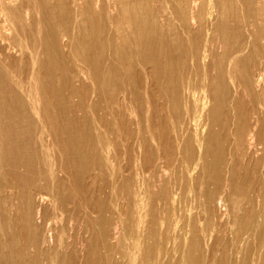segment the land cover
<instances>
[{
	"label": "bare ground",
	"instance_id": "1",
	"mask_svg": "<svg viewBox=\"0 0 264 264\" xmlns=\"http://www.w3.org/2000/svg\"><path fill=\"white\" fill-rule=\"evenodd\" d=\"M221 1L0 0V264H164L169 257L163 261L158 252L159 245L166 248L159 223L150 225V217L159 219L154 215L159 207H148L155 211L150 216L146 204L160 196L156 191L164 189L162 178L174 165L154 156L158 161L152 169L140 168L139 159L155 152L153 141L158 147L169 141L172 159L173 152L184 158L196 154L194 169L200 159L205 164L217 155L226 130L236 123L232 133L243 147L241 156L264 154V11L255 7L254 13L246 0L244 16L251 20L246 34L236 22L235 4L226 8L228 1ZM201 22L209 25L207 33ZM190 65L206 69L199 93ZM227 73L240 80L232 97ZM92 93L96 102L89 100ZM103 101L108 105L101 106L104 114L98 117ZM169 125L176 135L167 132ZM118 139L127 169L120 162ZM211 160L210 168L216 165ZM214 167L220 179L224 172L232 176L222 179L225 190L240 187L236 168ZM106 174L111 182L100 186ZM128 191L134 194L126 201L119 197L111 209L110 193ZM216 197L215 206L222 210ZM126 202L130 221L124 219ZM142 205L149 224L143 223Z\"/></svg>",
	"mask_w": 264,
	"mask_h": 264
},
{
	"label": "rangeland",
	"instance_id": "2",
	"mask_svg": "<svg viewBox=\"0 0 264 264\" xmlns=\"http://www.w3.org/2000/svg\"><path fill=\"white\" fill-rule=\"evenodd\" d=\"M221 1V0H220ZM224 2H226V0H223ZM223 1H221V2H223ZM228 2L227 3H225V6L224 7H226L227 5L229 6V8H230V6H233L232 4H235L234 5V8H235V11L234 12H236L235 13V15H236V18L238 17L239 18V20L237 19L236 20V22H237V24L240 26V27H244L243 28V30H242V28H241V30H242V32H244L245 31V33L246 34H249V29H248V23H249V21H251V20H246L245 19V12H246V0H243V1H241V0H237L236 2L234 1V0H231V2L232 3H230V0H227ZM233 1H234V3H233ZM241 1V2H240ZM250 2H251V7L252 8H259L260 7V11L262 10V11H264V2H262V0H260V1H258V0H249ZM253 1V2H252ZM223 2V3H224ZM242 2H243V5H245L244 7H243V5H242ZM257 2H258V4H259V2H260V4L258 5L257 4ZM222 3V4H223ZM236 3H237V5H238V3H239V10H238V7H236ZM241 3V4H240ZM262 3H263V5H262ZM227 4V5H226ZM230 4V5H229ZM254 5H256V6H254ZM227 6V7H228ZM226 7V8H227ZM228 8V9H229ZM243 8V9H242ZM255 8V10L256 11H254V9H252L253 11H254V13L255 12H257V9ZM238 10V12H237V10ZM243 10V11H242ZM259 11V10H258ZM244 13V14H243ZM255 15H257V13L255 14ZM258 15H259V13H258ZM242 19H243V21H242ZM204 21V20H203ZM242 21L243 22V24L244 25H242L240 22ZM201 24L204 26V24H206L205 22L203 23V22H201ZM206 26V27H205ZM204 26V28H203V30H204V33H207V31L209 30V28H208V24H206ZM204 45V44H203ZM204 47V46H203ZM201 50H203L202 48H201ZM202 52V51H201ZM204 70H203V69ZM202 68H198V69H194V66L193 67H191V65H190V78H191V82H192V85H193V88L196 90L197 88L200 90V87L202 86V84H203V80H204V78H203V76L205 77V78H207L206 76H207V74H206V69H205V67H202ZM193 70H195V72L198 70H201V73H200V71L199 72H197L196 74L194 73V71ZM193 71V72H192ZM205 72V73H204ZM192 73V74H191ZM194 73V74H193ZM197 74H198V76H197ZM204 74H206V75H204ZM227 74H229V73H227ZM226 74V75H227ZM200 75V76H199ZM232 75V74H231ZM230 74L227 76V84L228 85H230V88H229V86H228V88H229V91H230V97H232V94L234 93L235 95H236V93H237V90L235 89V88H237V86L238 85H240L239 83H240V80H239V78H237L238 77V75H237V77H236V75L233 77V76H231ZM233 77V80L231 79ZM194 78H195V81H194ZM199 78V79H198ZM200 78H201V80L202 81H200ZM235 78H237L236 80H235ZM198 79V80H197ZM229 79H230V81H229ZM195 82V83H194ZM202 82V83H201ZM230 83V84H229ZM237 83V84H236ZM198 86H200V87H198ZM197 87V88H196ZM240 87V86H239ZM238 87V88H239ZM233 88V90H232V94H231V89ZM237 88V89H238ZM199 90H198V92H197V90H196V93H199ZM257 92H258V95H259V97H260V92H261V88L260 89H258L257 90ZM233 94V95H234ZM93 95V96H92ZM90 96H91V98L89 99L90 101H94V102H96V99H94L95 97V95L92 93V94H90ZM89 96V97H90ZM245 96H247V95H245ZM94 97V98H93ZM93 98V99H92ZM245 99H246V97H244ZM234 99V98H233ZM245 99H243V101H244V104H246V105H248V107H249V102L247 103V100L249 101L250 99H249V97L247 96V100H245ZM264 99V98H263ZM262 99V100H263ZM103 100V99H102ZM101 100V101H102ZM107 100L109 101V99H104V101L105 102H107ZM100 102V109H98V110H96L97 111V113L99 112V114H98V117H101V115L102 114H104V112L102 111L105 107L104 106H107L108 104L107 103H105V102ZM246 101V102H245ZM264 101V100H263ZM103 103V104H102ZM233 104V103H232ZM102 105H104L103 106V109H102ZM251 105V104H250ZM252 106V105H251ZM250 106V107H251ZM250 109V112H251V109L252 108H249ZM90 110H92V111H94V112H90V114H91V116H96L97 117V113L95 114V110L94 109H90ZM100 111H102V112H100ZM132 119H134V116H131L130 117V121L132 120ZM233 121V123L235 122V119L234 120H232ZM134 122V120L132 121V123ZM235 124L236 123H234V124H232V127L234 126V128H232V127H230V130L231 131H229L228 129L226 130V131H228V132H226L225 134H224V137L226 136V137H228V136H231V139H230V137L229 138H224V140H223V138H222V143H220V145H221V147H220V145L217 147V153H215V155L217 156H214V157H211L212 159H214V163L216 164V165H213V167L212 168H210L209 167V165H208V163H212L213 162V160H211V158H209V160L208 161H206L205 160V164H204V160L203 159H200V162H199V164L197 165V167L196 168H194L193 169V162L195 161L194 159H196V154H193L191 157H188V158H184L183 156H181L180 154H175V152H173V159H174V156L177 158V161H176V158L173 160L172 158H171V153H172V151L173 150H169V148L168 147H170L171 148V146L168 144L169 143V141H167L166 139H164V141L161 143V145H160V147H158V146H155L156 144H157V142L156 141H153V144H155L153 147V149H154V154L156 153V151H159V153L158 154H153L152 153V155L150 154H148L147 155V157H145V158H143V159H139V161H138V165L140 166V168L142 169V170H146L148 167H150V168H148V169H152L154 166H155V163H157V162H155V161H158V159H159V161L162 159V161H167V162H172L171 164H173L174 165V167H173V165H172V167L173 168H171L170 169V171H169V175L166 173V175H165V177H163L162 178V182H161V184H160V186H161V188L163 187L164 189H159L158 188V191H156V193L158 194H160V196H158V197H156L157 199V201H158V203H157V201L155 200V199H152L153 200V204H152V206L154 207V208H151L150 207V205H151V203L149 204V202H151V201H145V203L144 204H146L147 202V207H146V211H148V209L150 208V209H154L155 211L157 210V209H159L158 211H159V213H158V211H156V213H155V211H152V210H150L149 209V211H152L151 212V215L150 216H153V214L155 215V218H161L160 220H162L161 222H160V220L159 219H155L156 221H154V219H153V217H150V216H148V218H147V212L144 210V208L145 207H143V205H142V207H143V212L144 213H146L145 215V218H147L146 220H144L145 218H142L144 221H143V223L145 224L146 223V221L148 222V220L150 219V225L152 224H155L156 225V222H157V224L159 223L160 224V227L157 225L156 226V229H157V231L158 230H160V231H158V234H160V237H159V240H160V242H161V238H162V241H163V245H162V242H161V245L162 246H165L166 248H162V247H160V245H159V248H160V251H159V248H158V252H159V254H160V257L162 258V260H163V258H165V259H167L168 257V261L167 260H163L164 261V264L166 263V264H169L168 262H169V259H171L170 260V262H173L174 261V263L176 264L177 263V261H178V263H180V262H184L185 260H189V264H202V262H203V260L204 259H207L206 260V262L208 263V264H264V186L262 185V179H263V177H262V175H264V154H262V155H256L254 158H250V159H248V158H243L244 157V155L243 156H241V153L243 154L244 153V151H243V147H242V145L240 144V147H239V145H238V141H237V139H236V136H235V134H233L234 132H235ZM170 126V125H169ZM169 129H171V128H173L172 127V125L170 126V127H168ZM167 128V129H168ZM233 130H232V129ZM167 130V132L170 134V135H176V132L175 131H173V129H171V130ZM232 131H234L233 133H232ZM229 132L231 133V135L229 134ZM229 134V135H228ZM228 135V136H227ZM234 135V136H233ZM227 139V140H226ZM235 139V140H234ZM119 140V139H118ZM117 140V150L118 151H121L122 153V156L120 157V162H121V164L124 166V169H127V167H128V165H127V163H128V157H127V155H126V152L124 153V150L122 149L123 148V143L120 141V143H119V141ZM131 140V139H130ZM231 140V142H229V141ZM132 142H134L133 140H131ZM165 141H167L166 143H165ZM224 141H228L226 144L224 143ZM235 141V142H234ZM131 142V143H132ZM155 142V143H154ZM232 142H234L233 144H232ZM237 142V143H236ZM229 143H231V144H229ZM151 144H152V142H151ZM163 144H165L164 146L166 147H164L163 146ZM236 144V145H235ZM163 146V147H162ZM238 147V149H237V147ZM225 147V149H223ZM156 148H157V150H156ZM196 148V147H195ZM220 148V149H219ZM239 148H240V150H239ZM218 150H219V152H218ZM232 150V151H231ZM171 151V152H170ZM222 151V152H221ZM239 154H238V153ZM124 153V154H123ZM231 153V154H230ZM235 153V154H234ZM198 154H199V151H198ZM236 154H237V156H236ZM126 155V156H125ZM168 155H170V157L168 156ZM149 156V157H148ZM153 156V158H151V157ZM154 156H157V158L155 157L154 158ZM162 156H164V157H162ZM221 156V157H220ZM225 156V157H224ZM234 156V157H233ZM240 156V157H239ZM143 157V156H142ZM141 157V158H142ZM224 157V158H223ZM232 157V159H233V161H232V159H230ZM237 157H239V159L237 158ZM147 158L149 159V160H147ZM170 158H171V160H170ZM194 158V159H193ZM218 158L220 159L221 158V160H219V162H218ZM227 158V159H226ZM156 159V160H155ZM179 159V160H178ZM185 160V161H181V160ZM235 159V160H234ZM262 159V160H261ZM122 160V161H121ZM126 160V161H125ZM151 160V161H150ZM191 160V161H190ZM203 162H202V161ZM210 160H211V162H210ZM226 160V161H225ZM230 160H231V162H230ZM237 160V161H236ZM240 160V161H239ZM248 160H250V162L251 163H249V161ZM153 161L155 162L154 164H153ZM186 161H190L191 163H189V162H186ZM221 161V162H220ZM242 161V162H241ZM144 162H146V164L144 163ZM176 162H177V164H176ZM216 162H218V163H216ZM176 165H175V164ZM207 163V164H206ZM222 163V164H221ZM248 163V164H247ZM144 164V165H143ZM179 164H180V167H179ZM188 166V170H186V168H187V166ZM213 164V163H212ZM218 164H220V166L218 165ZM126 165V166H125ZM147 165V166H146ZM149 165V166H148ZM142 166V167H141ZM152 166V167H151ZM182 166V167H181ZM214 166H218V167H220V168H222V170H224V171H226V169L229 167V168H236V176H238V175H240V176H238V182H239V185H240V187L238 188H236V189H233L232 187H231V189H230V187H229V191L228 190H225V183H226V180H222V179H227V177L229 178V179H231L232 178V176L230 175V174H228V176H225V172H224V175L222 176V178L220 179V177H219V174L217 173V171L215 170L216 168L214 167ZM233 166V167H232ZM126 167V168H125ZM144 167H146V169L144 168ZM257 167V168H256ZM261 167V168H260ZM185 168V169H184ZM192 169V170H191ZM190 170V171H189ZM194 170V171H193ZM196 170V171H195ZM202 170H203V172H202ZM206 170V172H204ZM241 170V171H240ZM261 170V171H260ZM260 171V172H259ZM173 172H174V175H173ZM194 172V173H193ZM207 172H208V174H207ZM239 172H240V174H239ZM263 172V173H262ZM201 173H202V175H201ZM244 173H246V174H244ZM205 174H207V175H205ZM211 175V176H213L212 178L210 177V179H209V177H208V175ZM238 174V175H237ZM167 175L169 176V177H167ZM206 177H205V176ZM209 175V176H210ZM230 175V176H229ZM247 175V176H246ZM252 175V176H251ZM255 175V176H254ZM105 176V177H104ZM174 176V177H173ZM184 176V177H183ZM189 176V177H188ZM215 176H218L219 177V179L218 180H215L214 181V179H215ZM259 176H260V178H259ZM104 177V178H103ZM103 177H101L100 178V180H99V185L100 186H108L109 184H110V180H111V177L110 176H107V174L106 175H103ZM179 177V178H178ZM199 177V178H198ZM205 177V178H204ZM250 177V178H249ZM106 178V179H105ZM167 178H169V179H167ZM182 178V179H181ZM185 178V179H184ZM239 178H241V179H239ZM257 178V179H256ZM165 179H167V180H165ZM177 179V180H176ZM181 179V180H180ZM189 179V180H188ZM192 179V180H191ZM217 179V178H216ZM260 179V181L258 182V180ZM102 180V181H101ZM107 180V181H106ZM204 180H207L206 182L204 181ZM219 180H222L221 182L219 181ZM232 180V179H231ZM230 180V181H231ZM253 180H254V183H253ZM178 181V182H177ZM212 181V182H211ZM219 181V182H218ZM101 182V183H100ZM198 182V183H197ZM203 182V183H202ZM204 182H205V184H204ZM217 182H218V184H220V186L219 185H217ZM223 182H225V183H223ZM258 183V184H256V183ZM260 182H261V184H260ZM104 183V184H103ZM207 183V184H206ZM253 183V184H252ZM171 184V186H169ZM176 184V185H175ZM178 184V185H177ZM181 184V185H180ZM190 184V185H189ZM241 184H243V185H241ZM197 185V186H196ZM204 185V186H203ZM168 186V187H167ZM174 186H176V187H174ZM178 186V187H177ZM215 186V187H214ZM243 186V187H242ZM256 186V187H255ZM169 187L171 188V189H169ZM194 187V188H193ZM209 188V190H208V188ZM220 187H223L224 188V190H220ZM165 188H167V189H169L170 190V193H168L167 194V189H166V191H163V190H165ZM172 188H173V190H172ZM190 188V189H189ZM222 188V189H223ZM244 188V189H243ZM250 188V189H249ZM255 190H254V189ZM257 188H259V189H257ZM262 188V189H261ZM214 189H216V190H214ZM257 189V190H256ZM262 191H261V190ZM169 190H168V192H169ZM179 190V191H178ZM197 190V191H196ZM211 190H214V191H212L211 192ZM261 192H260V191ZM108 191V190H107ZM160 191H162V192H160ZM205 191V192H204ZM207 191L209 192L210 191V193H207ZM226 191V192H225ZM228 191V192H227ZM109 192H111V191H109ZM108 192V193H109ZM134 191H128V192H122V193H115V194H111L110 193V195L107 193V195H109V199H111L110 197H112V199L111 200H109V199H107V201H108V203H109V205L111 206V209H115V207H114V202L116 201V200H118L119 199V197H120V199L122 198L123 199V201L125 200H127L132 194H134L133 193ZM164 192V193H163ZM165 192H166V194H167V196H166V194H165ZM173 192V193H172ZM174 192H175V194H174ZM198 192V193H197ZM215 193V195L216 196H218L219 194H222V196L226 199V201L224 200V202H223V198H221L222 196H218V197H216V198H218V200H221L222 201V205H223V212H224V214L223 213H220V211L222 212V210L220 209V207H218L219 205H218V201L216 202L217 203V205L218 206H215L216 205V203H214V201H216L217 199H215V197H214V199L212 198V197H208V196H210V195H214V193ZM222 192V193H221ZM251 192V193H250ZM161 193H162V196H163V194H164V196L162 197L161 196ZM172 193V194H171ZM254 193V194H253ZM257 193V194H256ZM259 193V194H258ZM205 194V195H204ZM207 194H210V195H207ZM171 195V196H170ZM173 195H174V197H173ZM254 195L256 196V197H254ZM258 195V196H257ZM260 195H262V196H260ZM124 196V197H123ZM262 197V198H260V197ZM168 197V198H167ZM251 197V198H250ZM173 198H175L174 200H173ZM179 198V199H178ZM210 198L213 200V202H212V200H210ZM254 198H257V200L255 199L254 200ZM258 198H260V199H258ZM114 199V200H113ZM162 199V200H161ZM207 199H209V200H207ZM113 200V201H112ZM169 200V201H168ZM171 200V201H170ZM208 201V203H207V201ZM252 200V201H251ZM263 200V201H262ZM161 201V202H160ZM165 201V202H164ZM173 201H174V203H173ZM211 201V202H210ZM233 201V202H232ZM238 201V202H237ZM258 201V202H257ZM260 201V202H259ZM128 202V201H127ZM127 202H126V204H127ZM157 203V204H155V203ZM162 202H164V203H162ZM169 203L168 205H165V204H167V203ZM112 203H114L113 205H111ZM210 203V204H209ZM234 203V204H233ZM252 203V204H251ZM258 203H259V205H258ZM164 206H163V205ZM173 206V208H172V206ZM174 204H175V206H174ZM149 205V206H148ZM156 205H158V206H156ZM176 205H177V207H176ZM227 205V206H226ZM254 205V206H253ZM128 206V204L127 205H125L124 206V208H123V211H124V219H127L129 216H132L133 217V215H132V212H130L129 213V215H127L126 216V212L128 213V211H130L129 210V208L127 207ZM180 206V207H179ZM226 206V207H225ZM253 206V207H252ZM149 207V208H148ZM157 207H159V208H157ZM215 207V208H214ZM216 207H218V209H219V211L217 210V208ZM225 207V208H224ZM256 207V208H255ZM157 208V209H156ZM162 209V212H161V209ZM172 208V209H171ZM263 208V209H262ZM128 209V210H127ZM166 209V210H165ZM168 209H170L169 211H168ZM197 209V210H196ZM226 209V210H225ZM125 210H127V211H125ZM217 212H216V211ZM148 211V212H149ZM175 211V212H174ZM176 211H178V212H176ZM252 211V212H251ZM142 212V211H141ZM142 212V213H143ZM168 213V215H167V213ZM170 212V213H169ZM143 213V214H144ZM153 213V214H152ZM161 213H162V215H163V217L161 216ZM177 215H176V214ZM235 213V214H234ZM110 214V213H109ZM142 214V215H143ZM150 214V213H149ZM148 214V215H149ZM173 215V216H172ZM222 217H221V216ZM158 216V217H157ZM161 216V217H160ZM165 216H167L166 217V219H165ZM237 216V217H236ZM131 217V218H132ZM150 217V218H149ZM170 217V218H169ZM171 217H173V218H171ZM223 217H225V218H223ZM130 218V219H131ZM164 219V221L165 222H163V219ZM130 219H127L128 221H130ZM249 219V220H248ZM126 220V221H127ZM132 220H133V218H132ZM151 220H153L152 222H151ZM171 220V221H170ZM215 220V221H214ZM127 221V222H128ZM159 221V222H158ZM172 221H173V223H172ZM128 223H132L133 224V221L132 222H128ZM175 223V224H174ZM147 224H149V222L147 223ZM164 224V225H163ZM184 224V225H183ZM154 225V226H155ZM166 225V226H165ZM175 225V226H174ZM180 225V226H179ZM168 226V227H167ZM171 226V227H170ZM170 227V228H169ZM163 228L164 229H167V230H165V232H163L164 230H163ZM168 228H169V231H168ZM175 228V229H174ZM188 228V229H187ZM162 230V231H161ZM204 230V231H203ZM170 232V233H168V232ZM173 231V232H172ZM184 231V232H183ZM189 231V232H188ZM140 232V231H139ZM163 232V233H162ZM168 234H167V233ZM177 232H178V235L179 236H182V238L184 239V237L183 236H185V242L183 241H180V239L179 238H181V237H178V238H175L176 236H178L177 235ZM180 232V233H179ZM181 232H183V234L181 233ZM162 233V234H161ZM173 233H174V235H173ZM256 233V234H255ZM165 235V236H161V235ZM169 235V236H167V235ZM184 234H188V237H187V239H186V236L187 235H184ZM196 236H195V235ZM176 235V236H175ZM253 235V236H252ZM257 235V236H256ZM167 236V237H166ZM250 236H252V237H250ZM165 237V238H164ZM248 238V239H247ZM253 238V239H252ZM163 239H166V240H163ZM169 239V240H168ZM172 239H174V240H172ZM177 239H179V242H178V240ZM175 240H177V241H175ZM165 241H166V243L169 245H167V244H165ZM189 241H191V242H189ZM160 242H159V244H160ZM177 242L179 243L178 245H180L181 247H179L178 245L176 246L175 244H177ZM181 242V243H180ZM189 243H190V245H189ZM183 244V245H182ZM186 244V245H185ZM188 244V245H187ZM199 244V245H198ZM176 246V247H175ZM184 246H185V248H184ZM177 247H178V249L180 248H184V251H183V249L181 250L182 251V253H183V256H182V258L183 257H186V255L188 256V254H189V256H191V257H189V259H188V257H186V258H183V260L182 261H180L182 258H181V256L179 257V259H178V256H176V255H178V253L180 252L179 250H177ZM186 247H193L192 249H190L191 251H188L189 250V248H187L186 249ZM171 249L170 251H169V249ZM195 248V249H194ZM164 251H163V250ZM173 249H174V251H173ZM163 252H162V251ZM231 250V251H230ZM166 251H169V253L168 252H166ZM186 251L188 252V254L186 253ZM174 253L175 252V256L173 255V254H170V253ZM178 252V253H177ZM182 253L180 252L179 253V255L181 254L182 255ZM185 253V254H184ZM191 253V254H190ZM193 253V254H192ZM232 255V256H231ZM235 255V256H234ZM175 257V258H173V257ZM246 256V257H245ZM176 257H177V259L178 260H176ZM203 257H204V259H203ZM236 257V258H235ZM244 258V259H243ZM173 259V260H172ZM216 259H218V260H216ZM211 262H213V260H214V262L213 263H211ZM235 260V261H234ZM248 260V261H247ZM176 261V262H175ZM254 262H256V263H254ZM173 263V264H174ZM177 263V264H178ZM171 264V263H170ZM181 264V263H180Z\"/></svg>",
	"mask_w": 264,
	"mask_h": 264
}]
</instances>
